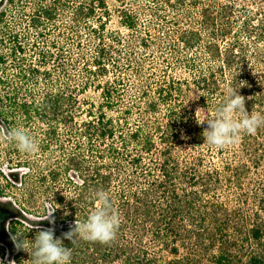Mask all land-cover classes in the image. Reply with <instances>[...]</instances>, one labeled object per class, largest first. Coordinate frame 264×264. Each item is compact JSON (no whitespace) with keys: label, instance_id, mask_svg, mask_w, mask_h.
<instances>
[{"label":"trees","instance_id":"1","mask_svg":"<svg viewBox=\"0 0 264 264\" xmlns=\"http://www.w3.org/2000/svg\"><path fill=\"white\" fill-rule=\"evenodd\" d=\"M62 1L37 0L41 10H37L39 14L33 18L34 26L53 21ZM86 2H89L88 8H82L77 17L99 25L91 27L98 45L94 57L81 68L83 80L79 83H73L71 79L57 80L55 87L45 91L38 101L35 98L20 99L17 92L7 95L13 115L20 113L28 120L37 117L45 126L39 139L42 152L50 151L53 144L60 143L61 128H75L78 134L76 151L65 155L60 166H50L48 175L43 171L41 177L46 180L50 176L51 181H59L62 173L72 171L75 176L71 177V183L76 192L69 198L63 193L54 194L50 207H44L43 213H38L37 230L54 228L55 237L71 249V264H204L207 259L211 264H243L242 258L239 263L235 262L234 244L230 242L232 213L224 202L216 200L218 171H201V157H194L192 163L174 156L176 139L182 127L190 131L195 141L204 139V129L188 123V111L171 106V99L179 97L175 90L177 82L169 79L157 84L154 93L158 96H154L149 83L143 84L139 98L123 105L130 82L116 71L119 67L113 56L115 46L105 43L106 35H110L113 42L121 36L108 32V22L112 18L110 12L100 15L96 9H106V0ZM161 3V8L165 5L178 8L183 0H162ZM2 6L0 0V9ZM118 15L124 29H137L136 14L123 8ZM4 17L5 11H1L0 23ZM200 22L201 29L191 26L181 32L179 48L185 51L182 55L186 65L193 66L189 51L204 36L208 37L205 47L208 58L213 62L221 59L222 64L217 69L208 67L194 82L204 94L213 95L214 92H223L220 83L226 81V69H233L235 63L233 49L227 44L231 34L227 7L208 5L200 9ZM221 42H225L226 48L222 49ZM140 44L143 49L151 47L150 40L145 37L140 39ZM21 51V47L13 50L14 54ZM42 54L46 65V54ZM48 57L50 59L51 55ZM133 60L128 54L129 65H134ZM0 62H5L4 56L0 57ZM142 63V60L135 62L139 75L142 74ZM59 66L63 74H67V66L62 62ZM72 67L76 68V65ZM29 74L35 78L41 74L50 81L52 73L31 69L28 74L20 73V76L25 78ZM0 82L5 83L2 79ZM233 84L234 90L237 89L238 80L235 79ZM91 89L100 92L101 101L98 103L86 99L85 94ZM225 98L215 108L223 105ZM165 106L168 107L166 113L163 112ZM135 110L145 114L143 121L132 119ZM160 114L166 116L162 117L165 125L160 121ZM64 132L68 133L66 129ZM7 167L13 171L10 176L15 184L19 176L14 168H28L30 171V166L22 161ZM101 190L108 194L121 220L115 239L109 244L87 241L79 236L74 237L73 242L64 239L63 234L74 228L76 220L86 221L96 207V193ZM17 205L18 200L8 203L0 200V255L5 256L7 249L18 262L26 251L18 249L13 238L27 240L30 244L35 241L38 231L30 237L22 235L17 223L21 218L30 220L21 214ZM52 212L54 224L47 220ZM250 237L258 244L264 242L263 229L253 227ZM32 251L29 248V253ZM163 252L171 258L165 259ZM246 264H264V256L251 255Z\"/></svg>","mask_w":264,"mask_h":264},{"label":"rangeland","instance_id":"2","mask_svg":"<svg viewBox=\"0 0 264 264\" xmlns=\"http://www.w3.org/2000/svg\"><path fill=\"white\" fill-rule=\"evenodd\" d=\"M106 1V9H96L100 15L105 11L110 12L112 18L108 22V32L121 36L113 42L111 36L106 35L105 43L115 46L113 56L117 58L119 67L116 71L130 82L122 100L123 105L139 98L143 84L149 83L154 96H158L154 93L157 84L174 79L179 97L171 99V106L186 109L188 123L201 126L204 130L207 128L205 114L197 113L196 117L197 109L203 108L215 116L216 104L224 97L228 99L233 91L245 98V109L249 114L255 111L264 115V0H183L178 8L169 5L161 8L162 0ZM2 2L0 12L5 11V17L0 23V57L4 56L5 62H0V79L5 83L0 82V129L23 128L35 140L38 149L35 153L27 154L19 151L13 142L0 140V192L4 195L0 200L4 203L18 200L17 209L30 221L21 218L17 225L23 236L30 237L34 235L33 232L39 231L38 213H43L44 207H50L54 194L63 193L69 198L76 192L71 183V177L75 176L72 171L62 173L59 181H51L50 176L46 180L41 177L43 171L47 172L44 175H48L50 166H60L65 155L76 151L78 134L75 128L66 127L68 133L61 128L60 143L53 144L52 150L42 152L39 139L45 126L37 117L28 120L20 113L13 115L7 95L17 92L20 99L35 98L38 101L45 91L55 87L57 80L82 81L81 68L97 51L98 39L92 35L91 27L99 23L77 17L82 8H88L89 2L86 0H63L56 18L39 27L34 26L33 19L39 14L37 10H41L37 0ZM208 5L227 7L231 24L227 44L235 55L233 69H226V81L220 83L223 92H214L213 95L204 94V90H199L194 82L208 67L217 69L222 64L221 59L213 62L208 58L205 48L208 37L204 36L189 51L188 56L194 60L191 61L193 66L186 65L182 55L185 51L179 48L182 31L191 26L201 29L200 9ZM123 8L137 15V29L128 30L120 25L118 12ZM144 37L151 42L149 49H143L140 44V39ZM119 39L121 41L118 42ZM221 46L222 49L226 48L225 42H221ZM19 47L22 51L14 54L13 50ZM42 53L46 54V65L43 64ZM48 54L51 55L50 59ZM128 54L134 58L135 66L129 65ZM139 60L143 61L141 75L136 73L139 62H135ZM61 62L67 66V74H63L59 66ZM74 64L76 68L72 67ZM31 69L51 71L50 81H46L41 74L36 78L30 74L25 78L20 76V73L28 74ZM235 79L239 86L234 90ZM85 96L97 103L101 101L100 92L93 89ZM167 109L165 106L163 112L166 113ZM144 116L142 111L135 110L132 119L143 121ZM158 116L165 125L166 116ZM234 118H240V114L234 113ZM176 144V158L193 163L194 157H201V171H218L216 200L224 202L232 213L229 237L231 244H234L235 262L239 263L242 258L243 264H246L251 255L264 256V242L258 244L250 237L253 227L258 226L264 231V126L258 128L255 134L242 133L239 143L224 148L207 144L205 139L195 141L190 131L182 127ZM19 161L30 166V171L28 168H14L19 176L15 184L10 176L13 171L7 166ZM24 206L31 211L25 210ZM33 213H36L35 216ZM25 253L21 254L18 262L15 260V264H30L28 260L31 256L27 251ZM162 255H165V259L171 258L166 252ZM12 261L13 254L5 249V256L0 255V262L11 264ZM204 264H211L210 260H205Z\"/></svg>","mask_w":264,"mask_h":264},{"label":"clouds","instance_id":"3","mask_svg":"<svg viewBox=\"0 0 264 264\" xmlns=\"http://www.w3.org/2000/svg\"><path fill=\"white\" fill-rule=\"evenodd\" d=\"M197 113L205 114V143L217 148L237 144L242 138V133L255 134L258 128L264 126V115L255 111L249 114L245 109V98L235 91L216 109L215 116L208 114V110L206 112L203 108L197 109L196 117ZM234 113H239L240 118H234ZM0 140L13 142L19 151L27 154L35 153L38 149L35 140L23 128L0 129ZM53 213L47 217L52 224L55 223L54 219H51ZM120 223V217L114 210L108 194L101 190L96 193V207L86 221L76 220L74 228L64 233L63 237L72 242L74 237L79 236L87 241L109 244L115 239ZM13 241L18 249L28 253L29 248L33 249L29 253L30 264H71V249L64 246L63 240L55 237L54 228L39 230L35 241L30 244L27 240L19 241L18 237H14ZM11 264H15V261Z\"/></svg>","mask_w":264,"mask_h":264}]
</instances>
